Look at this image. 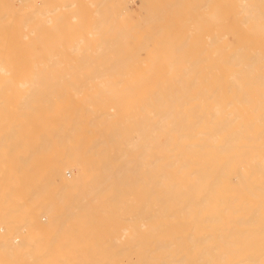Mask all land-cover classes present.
<instances>
[{"label":"bare ground","instance_id":"1","mask_svg":"<svg viewBox=\"0 0 264 264\" xmlns=\"http://www.w3.org/2000/svg\"><path fill=\"white\" fill-rule=\"evenodd\" d=\"M193 1L0 0V264H264V0Z\"/></svg>","mask_w":264,"mask_h":264},{"label":"rangeland","instance_id":"2","mask_svg":"<svg viewBox=\"0 0 264 264\" xmlns=\"http://www.w3.org/2000/svg\"><path fill=\"white\" fill-rule=\"evenodd\" d=\"M18 1V0H17ZM132 1V2H131ZM135 1H136V3H135ZM139 1V2H138ZM193 1V0H192ZM19 2H21V1H19ZM138 2V3H137ZM194 2V1H193ZM18 2H16V4H17ZM140 4V5H139ZM193 5H194V3H193ZM130 8H132L133 9V11L135 10L136 12H134V13H132V16H133V19L134 20H137V24H138V22L141 20V24H143V26L141 25V26H139L138 25V27H140V28H143V29H139L138 30V32L136 33V35H138V37H140L139 39H141V40H144L145 41V38H146V36L148 35V33L149 32H152V31H154L153 29H155L156 27H160L159 25H161V24H163L165 21H163V20H167V19H169V20H171V18H170V14H166V17L164 18L163 16H162V18H159V20H151L152 21V23H151V21L150 22H147V19H145V17H143V20H142V16H143V14L142 13H144L143 12V10H141V3H140V0H130ZM135 8V9H134ZM140 9V10H139ZM193 11L191 12H189L188 13V9L187 10H183L182 12H181V15L180 14H178L177 16H176V18H173V19H176V22L177 23H181L183 20H184V17L185 16H188V15H192V13L193 12H195L196 13V15H195V13H193L194 14V16L198 19V17L197 16H199V14H200V16H201V14L202 13H199V12H201V11H203V10H201V9H198V13H197V11H196V8L195 7H193ZM132 11V12H133ZM207 10H204L203 11V14L206 12ZM182 13H183V15H182ZM66 15H69V14H67V13H65ZM136 14V15H135ZM198 14V15H197ZM140 15H142V16H140ZM179 16V17H178ZM184 16V17H183ZM193 16V15H192ZM199 16V17H200ZM137 17L139 18V19H137ZM141 18V19H140ZM164 18V19H163ZM183 18V19H182ZM90 19H93V17L91 18H89V20ZM163 19V20H162ZM193 19H195V18H193V17H191V21H193V24H195L196 23V21L194 22V20ZM196 19V20H197ZM76 20V19H75ZM139 20V21H138ZM160 20H162V21H160ZM168 20V21H169ZM199 20L200 19H198L197 21L199 22ZM149 21V20H148ZM158 21H160V22H158ZM172 21V20H171ZM201 22V25H200V23H198V25H197V23L195 24V25H193L192 26V29L194 30V32L196 33L195 34V37H199L200 35H201V33H203V32H205L206 30H207V28L206 27H201L202 26V20H200ZM136 22V21H135ZM147 22V23H146ZM162 22V23H161ZM167 22V21H166ZM160 23V24H159ZM168 23V24H167ZM167 23H164V25L165 24H167V30L169 31V30H172L173 29V27H172V25H171V22L169 21V22H167ZM169 23H170V26H168L169 25ZM140 24V23H139ZM146 24V27H147V25H148V27L146 28L144 25ZM150 24V25H149ZM162 26V25H161ZM196 26H200V27H196ZM150 27V28H149ZM170 27H172V29L170 28ZM184 27H185V30L188 28V27H186V26H184V24L182 23V25H180V26H178V27H176V28H178L179 29V31H185L184 30ZM137 28V27H136ZM151 29V31H149V29ZM183 28V29H182ZM189 28H191V26L189 27ZM194 28H196V29H194ZM199 28H200V30H199ZM146 29L148 30V31H146ZM175 29V28H174ZM67 30V29H66ZM141 30V31H140ZM144 32V33H143ZM148 32V33H147ZM52 33H53V37H56L57 36V32H56V30L55 31H52ZM141 33H142V35H141ZM145 34V38H144V35ZM147 34V35H146ZM3 37H4V34H1V36H0V40H2L3 39ZM58 37V36H57ZM226 38L227 39H229V41H232L233 40V35L231 34V33H228L227 34V36H226ZM59 39V38H58ZM157 39V38H156ZM152 41H154V40H152ZM151 46L153 45V44H150ZM127 46H128V48L129 49H131V50H133V49H136V50H138V48H140L136 43H135V38H133V37H131V36H129V37H127ZM58 47V46H57ZM151 49V47H149L148 48V51L146 52V51H143L142 53H141V56H142V59L143 58H145V60H148V59H151L152 58V56L150 55V50ZM168 51H169V47H165L164 48V51L163 52H165V53H168ZM145 56V57H144ZM109 110H113V111H115L116 110V107L115 106H113V105H111V107H109ZM61 117H63L64 116V114H65V110L64 109H60L59 110V113H58ZM73 173V172H72ZM68 175H69V179H71V178H73V176L74 175H72L71 174V172H68L67 173ZM74 174V173H73ZM70 175H72L71 177H70ZM111 218H114L113 216H110V219ZM50 220V221H49ZM83 220H85V219H83ZM54 221H56V219L55 220H53V218H44V223H45V226H47V224H49V223H52V222H54ZM123 221V220H122ZM127 221V220H126ZM5 229V228H4ZM3 230V229H2ZM7 229H5V230H3V231H6ZM117 238H119L118 240L119 241H117L118 243L117 244H120V245H124V243H125V241H127V239L129 238V230L128 231H125V232H122V231H118L117 233ZM107 236H108V232L106 233V232H103V234L100 236V238H102V239H105V238H107ZM121 239V240H120ZM121 241H123V244H122V242ZM16 244H13V246H12V248L15 246ZM137 252V251H136ZM136 252H133V253H136ZM5 253V251H0V254H4ZM50 254H52V252H49ZM93 253H100V252H93ZM6 254V253H5ZM58 254H61V256H62V258H66V257H68V256H70V255H78V254H85V253H81V252H78V251H60Z\"/></svg>","mask_w":264,"mask_h":264}]
</instances>
